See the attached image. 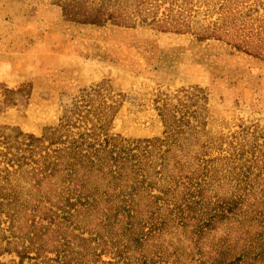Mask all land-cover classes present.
<instances>
[{
    "label": "rangeland",
    "instance_id": "374dc122",
    "mask_svg": "<svg viewBox=\"0 0 264 264\" xmlns=\"http://www.w3.org/2000/svg\"><path fill=\"white\" fill-rule=\"evenodd\" d=\"M180 3L182 30H162L70 21L58 0H0V264L62 258L29 246L35 226L48 224L63 171L38 180L49 153L62 169L74 160L62 148L92 145L88 133L100 125L108 148L151 151L138 200L158 225L122 257L88 243L89 264H143L142 254L149 264H264V0ZM107 170L87 166L79 175L99 197L116 183V192L130 191L141 178L126 167L111 180ZM233 200L238 207L221 211ZM85 215L63 231L73 250L94 228L126 241L120 228L107 231Z\"/></svg>",
    "mask_w": 264,
    "mask_h": 264
},
{
    "label": "trees",
    "instance_id": "16d2710c",
    "mask_svg": "<svg viewBox=\"0 0 264 264\" xmlns=\"http://www.w3.org/2000/svg\"><path fill=\"white\" fill-rule=\"evenodd\" d=\"M58 2L67 20L80 23L104 25L112 22L125 26L148 23L162 30H182L181 27L187 20L184 16L185 3H180V0H58ZM167 3L168 6L163 9L161 16H158L163 5ZM150 17L152 19L148 22ZM97 119L99 120L100 118ZM70 122L69 119H66L64 125L69 126ZM102 131L103 125L94 126L93 131L88 133L94 139V142L92 145L88 144L87 148L83 146L86 140L82 142L69 141L70 145L62 149H68L70 153H73L74 160L62 169L58 168L59 161L56 160L60 158V155L58 153L55 156L48 154L50 160L42 168L44 171L38 180V184L41 185L44 182H48L59 170L63 171V177L60 182V190L56 192L57 201L53 206L46 208L44 213V219H48V224L39 227L35 226L36 230L30 237L29 246L36 249L38 253L44 250H56L58 254H62V258L45 264H89V253L93 248L91 245L87 246L90 242H95L97 246H102V250L115 248V257H122L131 248L134 247V249L138 250L142 247L143 239L147 235L145 231L147 226L150 231L157 229L158 223L153 222L151 216H145L142 212L141 202L138 200L142 198L140 191L142 189L147 190L145 186L147 177L144 173L146 166L144 159L149 158L151 151L144 150L140 154L124 147H119L116 143L113 144L112 148H108L107 146L110 142L108 138L104 139V142H99L98 140ZM3 137H5L3 140L10 138V136L6 135ZM30 137L33 141L40 140L33 136ZM24 143L25 141L21 142V144ZM62 149L56 148L54 150L55 152H60ZM53 157L54 160L51 161ZM87 166L97 170L108 168L106 174L111 176V180L118 181L123 177V168L129 167L138 176H141L140 180L135 178L133 183L140 185H135L130 191L122 190L116 192L118 186V183H116L112 193L105 191L102 193L104 197H99L84 177L85 172L79 175L80 170ZM67 167L69 168L67 169ZM36 174L39 175V172ZM124 186H128V184ZM195 187L201 193V182H197ZM197 193L196 189L192 191V194ZM45 197L51 199V196L46 195ZM17 199V196L14 195L10 203ZM190 204L191 202L185 201L176 205L179 209L178 213H180L179 218H185L184 212L188 211ZM101 205L103 206L101 207ZM236 206L238 207V201L233 200L232 202H222L219 207L224 212L233 211ZM84 213L96 215L99 218L97 226H101L107 231L120 228L126 241L123 242L122 239H119L117 233L109 235L108 239H106L101 231H97L94 228L95 236L91 238L79 236L82 241L79 245L80 250H73V246L70 244L71 241L68 240V236L63 231L71 226L77 229L80 226L78 223L80 222V217H86ZM102 216L105 217L103 218ZM209 220H212V218H209ZM49 233H53L55 238L51 248L48 246L49 239H52ZM109 241L110 244H108ZM142 259L143 264L152 262L151 258L145 254H142Z\"/></svg>",
    "mask_w": 264,
    "mask_h": 264
}]
</instances>
